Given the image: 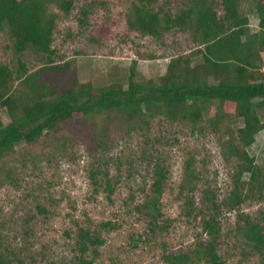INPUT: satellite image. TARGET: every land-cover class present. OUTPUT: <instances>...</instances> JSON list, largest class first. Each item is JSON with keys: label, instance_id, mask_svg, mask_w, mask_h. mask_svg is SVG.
I'll list each match as a JSON object with an SVG mask.
<instances>
[{"label": "trees", "instance_id": "16d2710c", "mask_svg": "<svg viewBox=\"0 0 264 264\" xmlns=\"http://www.w3.org/2000/svg\"><path fill=\"white\" fill-rule=\"evenodd\" d=\"M94 1L83 5L82 25L93 13ZM243 1L166 0L157 7L158 0H138L127 14L129 30L158 42H164L166 35H186L188 52L171 57L166 73L158 79L138 81L134 62L124 82L97 87L69 77L70 62H55L58 20L50 7L55 5L68 15L75 0H0V38L7 36L6 48L12 52L11 59L0 62V188L19 187L20 169L30 162L36 167L35 150L44 151L49 143H58L56 153L66 156L69 139L64 126L76 117L83 129H93L88 134L92 145L88 152L94 153L90 184L109 198L115 193L112 161L106 155L113 127L128 136L136 131L145 136L153 121L164 117L192 133L206 128L218 136L222 157L231 167L230 192L220 201L190 157L180 185V194L186 197L183 213L201 218L202 231L193 249L167 252L163 259L167 264H227L220 253L222 218L236 212V235L264 263V227L242 212L250 199L264 200V168L250 153L258 134L264 132V0H254L251 10L258 19L257 30L241 7ZM28 53L37 56V67L30 66ZM22 144L23 150H17ZM146 154L143 149L142 159ZM152 176L150 194L136 210L150 219L152 231L163 230L165 225L160 227L159 221L168 170L160 159ZM202 182L206 186L198 205L194 193ZM37 210L40 215L48 213L42 205ZM23 230L27 237L33 234L32 227ZM104 244L97 230L79 228L69 264H96ZM15 250L0 245V264H25Z\"/></svg>", "mask_w": 264, "mask_h": 264}, {"label": "rangeland", "instance_id": "374dc122", "mask_svg": "<svg viewBox=\"0 0 264 264\" xmlns=\"http://www.w3.org/2000/svg\"><path fill=\"white\" fill-rule=\"evenodd\" d=\"M165 1L158 0L156 6H162ZM89 2L75 0V7L68 15L55 5L50 7L58 20L53 43L57 52L55 62H70L69 77H77L79 83L103 87L124 82L134 62L138 81L155 80L166 73L171 57L188 52L186 35H166L164 42H158L129 30L127 14L138 0H95L93 13L82 25L80 20L84 17L80 11ZM253 6L254 0L241 4L252 28L257 30ZM8 44L7 36L3 35L0 62L12 58L11 49L6 48ZM36 57L27 54L30 66L39 65ZM77 120L76 117L64 126L69 139L66 156L56 153L58 143H49L48 149L39 153L35 150L32 159L37 168L30 162L20 169L19 187L0 188V245L15 248L17 256L26 259L25 264H69L76 233L79 228H86L97 230L105 241L96 264H167L163 259L167 252L193 249L202 231L201 218L185 217L186 197L180 194V185L186 163L194 157L197 174L217 192L219 200L229 195L231 167L222 157L218 136L206 128L192 133L180 122L164 117L155 119L145 136L140 131L128 136L113 127L110 151L106 155L112 161L109 169L115 193L109 198L107 192H95L90 184L88 174L94 153L91 156L88 152L92 146L88 134L93 129L90 126L83 129ZM4 121L9 120L4 118ZM72 140L76 141L75 145ZM23 147L24 144L17 150ZM143 149L147 152L144 159ZM250 153L257 165L264 168V132L258 134ZM158 159L168 170L161 200L163 217L159 221L160 227L165 225V228L152 231L150 219L136 208L150 194ZM203 182L194 193L198 205L203 198L201 190L206 186ZM38 205L48 213L40 215ZM242 212L260 220L264 227V200L250 199ZM237 218L236 212L226 213L222 218L221 255L227 264H264L259 256L249 253L245 241L236 235ZM29 227L33 234L27 237L23 229Z\"/></svg>", "mask_w": 264, "mask_h": 264}]
</instances>
